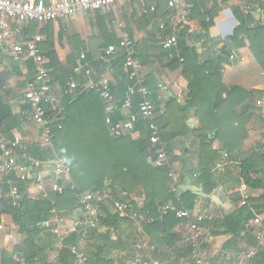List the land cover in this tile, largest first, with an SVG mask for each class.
<instances>
[{
  "label": "crops",
  "instance_id": "0c3cea01",
  "mask_svg": "<svg viewBox=\"0 0 264 264\" xmlns=\"http://www.w3.org/2000/svg\"><path fill=\"white\" fill-rule=\"evenodd\" d=\"M154 5L157 6L156 13L146 12ZM181 7L189 10L190 24L178 31V44L183 32H186L187 36H191L193 39L190 38L187 42L189 50H193L199 61L207 58L210 67L215 69L217 77L223 85V89L217 96L221 103L216 106L215 112L192 109L187 112L184 120L177 112L176 105L169 108L170 111L167 107L172 99L179 106H184L189 101V88L197 86L199 83L195 70V65H198V62L189 56L188 63L180 65L167 58V52L164 50L162 42L175 33L172 22L175 11L169 8L168 0H131L117 3L97 12L81 13L73 19H61L47 24L38 22L21 24V39L28 40L37 35L43 37L41 49L52 74L53 89L61 98L65 94L64 86L66 84L74 81L78 86H81L86 83L80 68L85 63L81 59V55L86 54V60L91 65L93 64L96 73L110 79L117 94L118 103H120L126 93L125 64L123 66L116 64L114 69L110 57L105 52L110 46H117L118 52L122 53L126 60V55L120 49L119 44L122 35L128 34L134 42L136 58L142 66L141 75L146 87L154 92L153 102L160 114H158L160 126L165 130L166 124L163 122V118H168V121L172 122L167 124L166 137L168 139L164 141L169 157V164L166 167L170 168L169 173L172 171L175 173V179H171V187L176 185L177 193L175 194L181 195L183 193L180 188L188 185V179H190V183L199 187L204 195L197 196L198 199L192 212L196 214L199 211H206L213 216L212 220L204 223L206 235L202 247L208 264H264V246L260 247L256 239L259 233L264 234V117L255 104L256 100L264 94V70L252 53L246 29L237 30L241 22H244L248 29L264 26V0H222V2L217 0H183ZM245 7L250 8V13L247 15L244 13ZM211 13H216V16L212 20L213 25L207 32L202 26L201 18L207 17L209 21ZM12 23L15 26L18 25L14 20ZM162 25L165 26L164 29H161ZM236 31H239V34L235 37ZM225 41L228 42L225 43ZM231 48H234L237 55L235 61L230 59ZM228 51L231 52L230 55ZM32 78L33 66L30 62L23 66L18 65L12 60L7 49L0 50V105L1 107L5 106L13 115L21 119L20 125L12 128L9 135L5 133L4 125L0 123V140H12L15 136H22L28 144L30 155L31 152H34L40 158L31 155L33 158L48 163L59 156L55 154L53 157L41 159V156L45 154V150L42 149L41 130L31 121L30 110L23 104L27 83ZM159 85L168 87V90L163 91ZM233 88L238 90L235 89V92H232ZM230 91L235 97L234 105L229 103ZM69 95L72 97L71 94ZM235 104L238 105L235 106ZM217 110H220L219 113L223 112L219 119ZM126 114L124 112L121 115L125 117ZM184 126L186 130L182 134ZM219 126L222 128L223 136L211 143L212 150L217 151L218 156L216 161L210 165V169L214 174L216 173L213 168L223 159L224 154L229 155V165L225 172L214 175L217 187L210 194H206L201 183H198V177L195 178L193 175L199 168L200 146L204 142L210 143V139L216 135V129ZM175 131L180 132V136L170 139L169 137ZM129 135L135 140L141 136L139 132ZM227 141L235 144L242 143L238 150L230 154L225 144ZM52 149L54 150L53 147ZM149 152L151 155L148 162L152 165L151 144ZM254 155L259 160L252 163L254 168L250 174L251 178L260 185L257 188L248 187L240 177L242 162ZM182 174L185 175L184 182L181 179ZM2 175L0 174V225H3L6 231H0V248L12 250L22 240V236L18 232L19 227L13 216L8 212H2V210L9 203V198L16 207L19 199H14L10 193L11 188L17 185L8 183V188L4 191L1 183ZM47 184L49 188L51 183ZM241 184L248 187L246 205L241 204L243 196ZM101 194L106 196L104 202L107 203L111 199L110 191L106 190ZM122 195L123 197L128 196L126 193H122ZM29 196L36 199L43 197L37 193L33 186L29 187ZM128 198L131 202L142 205L145 194L140 190ZM72 204L74 209L64 216L66 230L70 229L74 221L85 217L79 210L76 197ZM117 204L119 203H116L115 207ZM243 206H249L252 209L253 219L245 225L246 230L240 234L235 243L231 242L232 235L212 234L213 226L209 225L211 222L222 221L226 216ZM161 212L163 213L162 208ZM257 217L261 219V225L254 223ZM193 220L194 215L175 227L173 231L174 244L162 246L159 250V252L168 255L167 260L159 261L160 264H193L188 241L189 223ZM41 230L44 241L47 244L51 243L52 236L48 233L53 234L52 231L43 227L42 224ZM96 230L95 240L81 239L82 248H85L88 243L98 240L102 242L105 239L108 230L103 227ZM88 232V228H85L80 232L70 233L69 236L75 234L87 237ZM221 232L223 231L221 230ZM138 233L141 234L139 245L142 246L144 254L149 256L155 251V247L143 234L141 227H139ZM107 235L113 240L118 238L114 231ZM9 236L14 239L11 241ZM231 243L233 244L231 245ZM60 247V243L54 245V250L50 252L51 261H55L58 257V248ZM249 247H258V255L253 258L249 257ZM118 253V251L113 252V255ZM16 260L19 264H25L20 258ZM129 260L125 264H129Z\"/></svg>",
  "mask_w": 264,
  "mask_h": 264
},
{
  "label": "trees",
  "instance_id": "16d2710c",
  "mask_svg": "<svg viewBox=\"0 0 264 264\" xmlns=\"http://www.w3.org/2000/svg\"><path fill=\"white\" fill-rule=\"evenodd\" d=\"M215 16L216 13H211L209 21L207 17L201 18L205 31H209ZM242 28L246 29V35L251 42L252 53L264 70V26L248 29L245 23L241 22L237 30ZM238 34L239 31H236L235 37ZM190 38L192 37L187 36L186 32H183L179 38L180 54L185 61L181 63L178 59H175L172 62L186 65L189 56H191L193 60L198 62V65H195V70L199 83L197 86L189 88V101L184 106H179L172 99L167 107L170 111L169 108L176 105V110L183 120L187 112L192 109L215 112L216 106L221 103L217 96L223 89L222 82L217 77V72L210 67L207 58L199 61L193 50H189L187 42ZM227 42L225 41V43ZM230 53L228 51L229 55ZM110 61L115 69L116 64L123 66L126 60L125 56L118 52L116 56L110 57ZM91 66L96 73L93 64ZM64 88L65 94L62 98L61 112L52 124L54 130L52 144L51 146L43 145L42 149L45 150V154L41 156V159L53 157L55 154L65 158L71 166L76 191L67 190L64 194L50 193L47 197L31 198L29 196L31 182H22L15 173L2 175L1 183L5 189L4 191L8 188V183L15 184L20 189L17 207L13 205L12 200L9 198V203L6 201L8 204L2 212H8L13 216L18 224V232L22 236V240L12 250L0 248V264H19L17 258H20L25 264H76L70 250L71 245H77L86 253L88 256L87 264H125L126 261L134 258L137 253L141 235L138 233L139 227L155 247V251L149 254L150 259L161 262L167 260L168 255L159 252V250L162 246L174 244L173 231L184 220L176 218L175 211H168L163 214L161 208L168 203H172L175 210L192 211L198 197L190 191L177 196L171 190L170 168H156L148 162L151 154L149 152L150 131L147 123L139 124L137 131L141 135L139 139L135 140L131 135L115 138L107 128L104 102L96 90L85 92L73 98L68 93L69 84H66ZM235 89L238 90L233 88L232 92H235ZM150 91L151 94L148 98L153 100L154 92L151 89ZM232 92H229V103L234 105L235 97L231 94ZM219 112L220 110H217L218 119L221 117L220 114H223V112ZM158 114L159 111L157 110L156 124L160 129L161 141L164 142L168 139L166 137L167 124L172 122L168 121V118H163V122L166 124L165 130H163L160 121H158ZM48 115L52 116L53 114L49 112ZM122 118L121 112L118 111L115 119L120 120ZM0 123L4 125L5 133L9 135L12 128L20 125L21 119L13 115L5 106L1 107L0 105ZM185 130L184 126L182 134L185 133ZM216 130L217 133L210 139V143L206 144L204 142L198 153V166L200 168L198 183H201L206 194H210L217 187L214 178L216 173L212 172L210 165L216 161L218 153L212 150L211 143L215 139L222 138L223 134L220 126ZM179 136L180 132L175 131L169 138L174 139ZM240 143L242 142L235 144L227 141L225 144L229 153L232 154L240 148ZM31 155L39 157L34 152H31ZM256 158V155L250 157L242 162L240 167L241 179L251 188L260 186L257 181L251 178L250 174L252 168H254L252 163L254 164L256 160H259ZM181 179L183 182L185 181L184 174L181 175ZM106 190L110 191L111 199L101 205L99 223L94 229L88 228L87 237L73 234L60 242L59 236L48 233L52 236L53 241L48 244L44 241L41 235V224L49 219L53 211L60 217H64L74 209L72 201L77 194L87 192L101 194ZM140 190L145 194L142 205L131 202L128 198ZM122 193H126L128 196L123 197ZM116 203L123 205L124 214H121L115 207ZM251 219H253L252 209L249 206H243L226 216L224 220H215L209 225L213 226V235H232L231 242L235 243L240 234L246 230L245 225ZM101 227L106 228L108 234L114 231L118 238L114 240L108 238L106 233V237L102 242L98 240L97 242L88 243L85 248H82L80 245L81 239L95 240L96 229ZM54 237L55 239H53ZM57 243L61 244V247L58 248V257L55 261H51L50 252L54 250V245H57ZM116 251L121 254L119 258L113 255V252Z\"/></svg>",
  "mask_w": 264,
  "mask_h": 264
},
{
  "label": "built area",
  "instance_id": "2783aa9c",
  "mask_svg": "<svg viewBox=\"0 0 264 264\" xmlns=\"http://www.w3.org/2000/svg\"><path fill=\"white\" fill-rule=\"evenodd\" d=\"M125 1L131 0H52L50 2L46 0H0V50L7 49L12 60L18 65L23 66L30 62L33 66V78L27 83L23 104L30 110L31 121L41 130L43 145L51 146L52 144L54 137L52 124L61 112L62 98L53 89L52 74L41 49L43 37L37 35L34 38L22 40L20 25L30 22L47 24L61 19H73L81 13L97 12ZM217 1L222 2V0ZM182 5L183 0H168L169 8L175 11L172 20L175 33L162 42V46L167 52V58L169 60L178 59L181 63L185 59L180 54L178 31L190 24V12L181 7ZM156 9L157 6L154 5L146 12H155ZM244 13L249 14L250 8L245 7ZM13 20L17 22V26L13 25ZM164 27L162 25L161 29ZM119 47L126 55L127 75L126 94L120 103H118L119 100L110 79L105 75L97 76L91 64L86 60V54L81 55V59L85 63L80 67L86 83L78 86L76 82H71L68 93L74 98L85 92L96 90L104 102L105 121L109 132L115 138L135 133L138 131L139 124L147 123L150 131L149 143L153 150L152 165L156 168H165L169 164V157L164 142L160 138L159 126L156 124L158 108L153 100L148 98L151 91L145 86L141 75L142 66L136 58L135 45L128 34L122 35ZM118 51L117 46H110L105 53L108 57H113L118 54ZM231 52L230 59L235 61L237 55L234 48H231ZM159 87L163 91L168 90V87L164 85H159ZM255 104L264 117V94L256 100ZM118 111L121 114L124 112L127 114L122 119L116 120L115 115ZM49 112L54 115L49 116ZM228 165L229 155L224 154L223 159L214 166L213 171L217 174L223 173ZM199 170L197 168L193 177H198ZM11 173H16L22 182H31L37 193L43 197H47L50 193L64 194L67 190L76 191L72 169L65 158L56 157L48 163L39 161L30 155L27 142L19 135L12 140H0V174L9 175ZM169 177L175 179V173L170 172ZM47 183H51L49 188ZM171 190L173 193H177L176 185H173ZM247 190L248 187L241 184L242 205L247 204ZM10 193L14 199H17L20 189L13 186ZM76 199L79 210L85 217L74 221L70 229L66 230V219L59 217L55 212L42 223L43 227L59 236L60 242H63L70 233H77L85 228H96L99 223L101 205L106 196L87 192L77 194ZM116 208L121 214H124L122 205L117 204ZM162 210L163 214L175 211L176 218L181 220H189L194 215V220L189 223L190 257L193 264H208L202 247L206 235L204 223L212 220L213 216L206 211L194 214L192 211L175 210L172 203L165 205ZM254 223L261 225V219L257 217ZM0 231H6L3 225H0ZM9 239L12 241L14 238L9 236ZM256 239L260 247L264 246L263 233H259ZM70 250L76 264H87L88 256L80 247L71 245ZM142 250V246L138 245L137 253L134 258L129 260V264H160L159 261L150 259ZM258 253V247H249V257L253 258ZM120 256L121 254L115 255L116 258Z\"/></svg>",
  "mask_w": 264,
  "mask_h": 264
},
{
  "label": "water",
  "instance_id": "95a60500",
  "mask_svg": "<svg viewBox=\"0 0 264 264\" xmlns=\"http://www.w3.org/2000/svg\"><path fill=\"white\" fill-rule=\"evenodd\" d=\"M188 180H189V184H188V185H184V186H182V187L180 188V191H181L182 193H184V192H186V191H191V192H193L196 196H199V197L204 196L202 190H201L199 187L192 185V184L190 183V179H188Z\"/></svg>",
  "mask_w": 264,
  "mask_h": 264
}]
</instances>
